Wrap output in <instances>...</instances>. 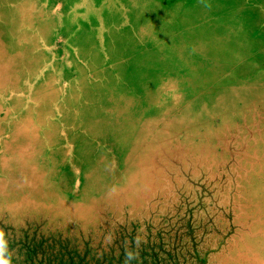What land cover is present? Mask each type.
<instances>
[{"label":"rangeland","instance_id":"obj_1","mask_svg":"<svg viewBox=\"0 0 264 264\" xmlns=\"http://www.w3.org/2000/svg\"><path fill=\"white\" fill-rule=\"evenodd\" d=\"M163 1L0 0L9 264H264V0Z\"/></svg>","mask_w":264,"mask_h":264},{"label":"bare ground","instance_id":"obj_2","mask_svg":"<svg viewBox=\"0 0 264 264\" xmlns=\"http://www.w3.org/2000/svg\"><path fill=\"white\" fill-rule=\"evenodd\" d=\"M164 1H165V0H164ZM164 1H163V2H164ZM166 1H167V0H166ZM17 4H18V3H17ZM9 5H10V4H9ZM9 5H8V6H9ZM15 5H16V4H15ZM15 5H14V6H15ZM5 6H7V4H6ZM128 6H129V5H128ZM130 7H131V6H130ZM6 9H7V8H6ZM6 9H5V10H6ZM47 9H48V8H47ZM49 9H50V7H49ZM134 11H135V10H134ZM47 12H48V11H47ZM7 13H8V12H7ZM34 13H35V12H34ZM50 13H51V12H50ZM133 13H134V12H133ZM133 13H132V14H133ZM0 14H1V13H0ZM135 14H136V13H135ZM9 15H10V14H9ZM16 15H17V14H16ZM46 15H48V14H46ZM6 16H7V15H6ZM6 16H5V17H6ZM130 16H132V15H130ZM2 18H3V17H2ZM7 18H8V17H7ZM31 18H32V17H31ZM7 20H8V19H7ZM93 20H94V19H93ZM7 22H8V21H7ZM39 22H40V21H39ZM39 22H38V23H39ZM3 23H4V20H3ZM87 25H88V24H87ZM4 27H5V26H4ZM13 27H15V26H13ZM6 29H7V28H6ZM11 29H12V27H11ZM15 29H16V28H15ZM49 30H50V29H49ZM11 31H12V30H11ZM11 31H10V32H11ZM8 32H9V31H8ZM141 33H142V32H141ZM143 33H144V32H143ZM142 35H143V34H142ZM9 41H10V40H9ZM145 41H146V40H145ZM146 42H147V41H146ZM14 43H15V42H14ZM143 44H144V43H143ZM148 44H149V42H148ZM11 45H13V44H11ZM102 45H103V44H102ZM146 45H147V44H146ZM24 46H25V45H24ZM150 47L153 48V45L150 46ZM8 48H9V47H8ZM23 48H24V47H23ZM23 48H22V49H23ZM155 48H156V47H155ZM95 50H96V49H95ZM148 50H149V49H148ZM21 51H22V50H21ZM30 51H31V50H30ZM96 51H97V50H96ZM18 52H19V51H17V53H18ZM10 53H12V52H10ZM100 53H101V52H100ZM159 53H160V52H159ZM160 54H161V53H160ZM160 54H159V55H160ZM21 56H22V55H21ZM11 57H12V56H11ZM26 57H27V56H26ZM20 58H21V57H20ZM20 58H19V59H20ZM16 59L18 60V58H16ZM21 59H22V58H21ZM25 60H26V59H25ZM108 60H109V59H108ZM22 63H23V62H22ZM24 65H25V63H24ZM22 66H23V65H22ZM23 67H24V66H23ZM100 67H101V66H100ZM100 67H98V68H100ZM24 68H25V67H24ZM76 70H77V69H76ZM19 71H21V70H19ZM22 71H24V70H22ZM29 71H30V70H29ZM31 71H32V70H31ZM14 73H15V72H14ZM17 73H18V72H16V74H17ZM19 73H20V72H19ZM16 74H15V75H16ZM30 75H31V74H30ZM20 77H21V76H20ZM21 79H22V78H21ZM50 79H51V78H50ZM84 79H85V78H84ZM47 81H48V80H47ZM44 82H45V81H44ZM78 82H79V81H78ZM80 82H81V81H80ZM20 83H21V82H20ZM260 85H261V84H260ZM260 85H259V86H260ZM42 86H44V85H42ZM257 86H258V85H257ZM40 88H41V87H40ZM44 88H45V87H44ZM16 89H17V88H16ZM41 89H42V88H41ZM263 89H264V88H263ZM45 90H46V89H45ZM257 90H259V89H257ZM40 91H42V90H40ZM50 92H51V91H50ZM52 92H53V91H52ZM263 92H264V91H263ZM258 93H259V92H258ZM44 94H45V93H44ZM38 96H39V95H38ZM258 96H259V95H258ZM35 98H36V97H35ZM44 98H45V95H44ZM58 99H59V98H58ZM63 100H65V98H64ZM41 101H42V100H41ZM258 101H259V100H258ZM22 103H23V102H22ZM55 103H56V102H55ZM63 103H64V102H63ZM243 103H244V102H243ZM18 105H19V104H18ZM18 105H17V107H18ZM243 106H244V105H243ZM263 106H264V105H263ZM63 107H64V106H63ZM15 108H16V106H15ZM59 110H60V109H59ZM235 110H236V109H235ZM257 110H258V109H257ZM52 111H53V110H52ZM52 111H51V112H52ZM211 111H212V110H211ZM235 112H236V111H235ZM241 112H242V111H241ZM236 114H237V113H236ZM13 115H14V114H13ZM13 115H12V116H13ZM62 115H63V114H62ZM211 115H212V114H211ZM214 115H215V114H214ZM8 116H9V115H8ZM221 116H222V115H221ZM237 116H238V115H237ZM9 117H10V116H9ZM220 118H221V117H220ZM7 119H8V117H7ZM7 119H6V120H7ZM11 120H12V119H11ZM220 120H221V119H220ZM228 120H229V119H228ZM228 120H226V121H228ZM8 121H10V120H8ZM1 122H2V121H1ZM4 122H5V121H4ZM50 122H51V121H50ZM50 122H49V123H50ZM228 122H229V121H228ZM246 122H247V121H246ZM2 123H3V122H2ZM59 123H60V122H59ZM230 123H231V120H230ZM5 124H6V123H5ZM7 124H9V122H7ZM44 124H46V123H44ZM232 125H233V124H232ZM206 126H208V125H206ZM44 127H45V126H44ZM216 128H217V124H216ZM216 128H215V129H216ZM260 128H261V127H260ZM209 129H210V128H209ZM62 131H63V130H62ZM244 131H245V130H244ZM195 132H196V131H195ZM215 132H216V131H215ZM39 133H40V132H39ZM7 134H8V133H7ZM63 134H64V133H63ZM253 134H254V133H253ZM256 134H257V133H256ZM212 135H213V133H212ZM239 135H240V134H239ZM170 136H171V135H170ZM178 136H179V135H178ZM193 137H194V135H193ZM209 137H210V136H209ZM246 138H247V137H246ZM256 138H257V137H256ZM261 138H262V137H261ZM186 139H187V138H186ZM197 141H198V139H197ZM220 144H221V142H220ZM248 144H249V143H248ZM163 145H164V144H163ZM258 145H260V144H258ZM184 148H185V147H184ZM215 148H216V147H215ZM71 149H72V147H71ZM163 149H164V148H163ZM194 149H195V148H194ZM248 149H249V148H248ZM253 149H254V148H253ZM155 150H156V149H155ZM216 150H217V148H216ZM218 150H219V148H218ZM205 151H206V150H205ZM224 151H225V150H224ZM246 151H248V150H246ZM206 152H207V151H206ZM261 152H262V151H261ZM158 153H159V152H158ZM256 153H257V152H256ZM168 154H169V153H168ZM222 157H223V156H222ZM149 158H150V157H149ZM248 158H249V157H248ZM252 158H253V157H252ZM257 158H259V157H257ZM241 160H242V159H241ZM261 161H262V160H261ZM211 164H212V163H211ZM233 165H234V164H233ZM242 165H243V163H242ZM71 166H72V165H71ZM247 166H248V165H247ZM245 167H246V166H245ZM252 167H253V166H252ZM255 167H256V166H255ZM74 170H75V169H74ZM251 170H252V169H251ZM137 172H138V170H137ZM247 173H248V172H247ZM252 174H253V173H252ZM75 175H76V174H75ZM162 175H163V174H162ZM130 176H132V175H130ZM135 177H138V176L135 175ZM145 177H146V176H145ZM243 179H244V178H243ZM124 181H125V180H124ZM242 181H243V180H242ZM78 183H79V182H78ZM125 183H127V182H125ZM245 184H246V183H245ZM247 185H248V182H247ZM251 185H252V184H251ZM122 186H123V185H122ZM122 186H121V187H122ZM169 187H170V186H169ZM124 188H125V187H124ZM170 188H171V187H170ZM243 188H244V187H243ZM152 189H153V188H152ZM168 189H169V188H168ZM168 189H167V190H168ZM262 189H263V188H262ZM114 190H115V189H114ZM123 190H124V189H123ZM138 190H139V189H138ZM241 190H242V189H241ZM254 190H255V189H254ZM117 191H118V190H117ZM257 191H258V190H257ZM128 192H129V191H128ZM150 192H151V191H150ZM150 192H149V193H150ZM247 192H248V191H247ZM106 194H107V193H106ZM117 194H118V193H117ZM117 194H116V195H117ZM262 194H263V193H262ZM124 195H125V194H124ZM133 195H134V194H133ZM236 195H237V194H236ZM248 195H249V194H248ZM251 195H252V194H251ZM257 195H258V194H257ZM25 196H26V195H25ZM125 196H126V195H125ZM104 197H105V196H104ZM131 197H132V196H131ZM150 197H151V196H150ZM127 198H128V197H127ZM132 198H134V197H132ZM261 198H262V197H261ZM128 199L131 200L130 198H128ZM259 199H260V198H259ZM236 200H237V199H236ZM60 201H61V200H60ZM62 201H63V200H62ZM260 201H261V200H260ZM15 202H16V201H15ZM32 202H33V201H32ZM63 202H64V201H63ZM255 202H256V201H255ZM255 202H254V203H255ZM261 202H262V201H261ZM13 203H14V202H13ZM42 203H43V202H42ZM67 203H68V202H67ZM69 203H70V202H69ZM28 204H29V203H28ZM36 204H38V203L36 202ZM44 204H45V203H44ZM57 204H58V203H57ZM8 205H9V204H8ZM50 205H51V204H50ZM63 205H64V204H63ZM37 206H38V205H37ZM15 207H16V206H15ZM259 207H260V206H259ZM138 208H139V207H138ZM242 208H243V207H242ZM244 208H245V207H244ZM75 209H77V208H75ZM158 211H159V210H158ZM235 211H236V210H235ZM237 211H238V210H237ZM71 212H72V211H71ZM225 214H226V213H225ZM252 214H253V213H252ZM259 214H260V213H259ZM244 215H245V214H244ZM227 216H228V215H227ZM227 216H226V217H227ZM254 219H255V218H254ZM209 221H211V220H209ZM223 223H224V222H223ZM261 224H262V223H261ZM219 226H220V225H219ZM232 227H233V226H232ZM244 227H245V226H244ZM254 227H255V226H254ZM259 227H260V226H259ZM255 228H256V227H255ZM225 229H226V228H225ZM229 229H230V228H229ZM214 230H215V229H214ZM210 231H211V230H210ZM185 232H186V231H185ZM260 232H261V231H260ZM218 233H219V232H218ZM229 233H230V232H229ZM226 234H227V233H226ZM215 235H216V234H215ZM220 240H221V239H220ZM227 240H228V239H227ZM221 242H223V241L221 240ZM230 242H231V241H230ZM249 246H250V245H249ZM256 246H257V245H256ZM244 247H245V246H244ZM257 247H258V246H257ZM230 248H231V247H230ZM217 249H218V248H217ZM252 250H253V249H252ZM236 251H237V250H236ZM223 252H224V250H223ZM223 252H222V253H223ZM240 252H241V251H240ZM234 255H235V254H234ZM259 255H260V254H259ZM231 256H232V254H231ZM240 256H241V255H240ZM243 256H244V255H243ZM249 256H250V255H249ZM263 256H264V255H263ZM228 257H229V256H228ZM257 257H258V256H257ZM221 258H222V256H221ZM241 259H242V257H241ZM236 260H237V259H236ZM220 261H221V260H220ZM233 261H234V260H233ZM235 263H236V262H235ZM242 263H243V262H242ZM231 264H233V263H231ZM238 264H239V263H238ZM244 264H245V263H244Z\"/></svg>","mask_w":264,"mask_h":264},{"label":"clouds","instance_id":"obj_3","mask_svg":"<svg viewBox=\"0 0 264 264\" xmlns=\"http://www.w3.org/2000/svg\"><path fill=\"white\" fill-rule=\"evenodd\" d=\"M2 235H3V231H0V236ZM133 258L134 257L131 254H127L128 260L133 259ZM0 264H9V260L6 257L0 255Z\"/></svg>","mask_w":264,"mask_h":264}]
</instances>
